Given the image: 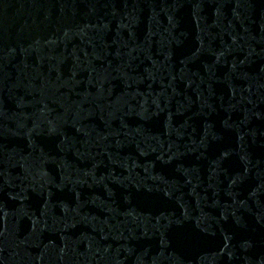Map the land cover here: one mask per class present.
<instances>
[{"label":"water","instance_id":"obj_1","mask_svg":"<svg viewBox=\"0 0 264 264\" xmlns=\"http://www.w3.org/2000/svg\"><path fill=\"white\" fill-rule=\"evenodd\" d=\"M0 264H264V0H0Z\"/></svg>","mask_w":264,"mask_h":264}]
</instances>
